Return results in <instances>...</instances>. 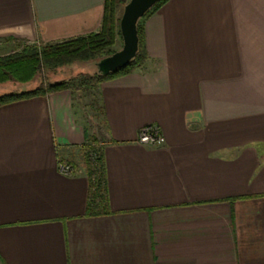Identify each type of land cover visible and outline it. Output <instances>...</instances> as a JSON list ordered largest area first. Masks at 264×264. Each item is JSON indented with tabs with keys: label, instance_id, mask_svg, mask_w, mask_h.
<instances>
[{
	"label": "crops",
	"instance_id": "0c3cea01",
	"mask_svg": "<svg viewBox=\"0 0 264 264\" xmlns=\"http://www.w3.org/2000/svg\"><path fill=\"white\" fill-rule=\"evenodd\" d=\"M105 1L0 0V57L100 31ZM145 39L98 89L107 213L75 95L0 107V264H264V0H168Z\"/></svg>",
	"mask_w": 264,
	"mask_h": 264
},
{
	"label": "trees",
	"instance_id": "16d2710c",
	"mask_svg": "<svg viewBox=\"0 0 264 264\" xmlns=\"http://www.w3.org/2000/svg\"><path fill=\"white\" fill-rule=\"evenodd\" d=\"M128 1H105L102 27L98 32L64 42L49 43L41 46L27 45L20 52L0 57V83L9 81L20 84L28 83L39 74L43 73L44 75L43 80L35 88L0 94V107L64 90L70 91L73 95L96 91L103 82L141 68L149 57L145 39V20L168 0H159L139 19L138 52L127 66L107 75L101 74L96 66L100 59L116 52V50L111 48L119 39L123 43L120 30L121 16L117 14V11L120 6H123L124 9ZM74 63L93 64L95 69L94 71L80 72L58 82L50 81L47 77L48 73H55L58 69ZM98 97L101 102L99 91ZM102 109L104 113V108L102 107ZM86 138L85 149L87 147V164L90 177L88 214L92 215L99 208H104L105 211L103 212L107 213L109 211L106 208L107 202L104 187V157L100 139L96 135H93L92 138L87 135ZM90 153H93V156H90Z\"/></svg>",
	"mask_w": 264,
	"mask_h": 264
},
{
	"label": "rangeland",
	"instance_id": "374dc122",
	"mask_svg": "<svg viewBox=\"0 0 264 264\" xmlns=\"http://www.w3.org/2000/svg\"><path fill=\"white\" fill-rule=\"evenodd\" d=\"M122 12H123V6H120L117 11V14L121 16ZM122 46L123 43L119 39L111 49L118 51L122 48ZM94 67L95 66L93 64L74 63L72 65L58 69V71H56L55 73L52 72L48 73L47 77L50 79V81L58 82L70 78L80 72L94 71L95 69ZM43 78L44 75L42 73L39 74L34 80L28 83L20 84L14 81L0 83V94L32 89L34 88V86H37L41 82V80H43ZM98 89L96 91L76 94L74 98L75 100L74 108L76 110L78 119L81 122L85 123L88 128L86 130L87 135H89L91 138L93 137V135H96L100 139V142L101 141L103 142L105 141V136H104L105 126L103 119V109H102L103 106L98 97ZM91 155L93 156V153H91ZM66 165L70 166L72 170L71 173H66V174H72L73 166L71 164L62 162L60 166L63 168ZM62 168H61L62 172L65 173V171Z\"/></svg>",
	"mask_w": 264,
	"mask_h": 264
},
{
	"label": "water",
	"instance_id": "95a60500",
	"mask_svg": "<svg viewBox=\"0 0 264 264\" xmlns=\"http://www.w3.org/2000/svg\"><path fill=\"white\" fill-rule=\"evenodd\" d=\"M159 0H129L124 6L120 30L123 46L113 54L103 57L97 63L98 71L107 75L127 66L136 56L139 48L138 22Z\"/></svg>",
	"mask_w": 264,
	"mask_h": 264
},
{
	"label": "built area",
	"instance_id": "2783aa9c",
	"mask_svg": "<svg viewBox=\"0 0 264 264\" xmlns=\"http://www.w3.org/2000/svg\"><path fill=\"white\" fill-rule=\"evenodd\" d=\"M139 142L146 145L160 146L166 143V137L159 125L151 124L143 127L139 133ZM62 168V167H61ZM65 173H71V167L62 168Z\"/></svg>",
	"mask_w": 264,
	"mask_h": 264
}]
</instances>
